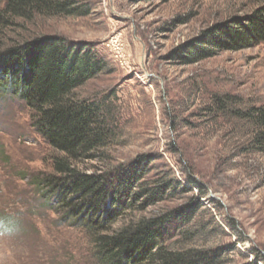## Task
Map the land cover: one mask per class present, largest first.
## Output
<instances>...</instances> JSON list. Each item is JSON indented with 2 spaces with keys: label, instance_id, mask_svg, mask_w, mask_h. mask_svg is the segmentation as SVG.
<instances>
[{
  "label": "rangeland",
  "instance_id": "374dc122",
  "mask_svg": "<svg viewBox=\"0 0 264 264\" xmlns=\"http://www.w3.org/2000/svg\"><path fill=\"white\" fill-rule=\"evenodd\" d=\"M75 1L89 14L40 17L13 37H63L93 47L107 64L76 95L102 105L111 137L78 170H126L142 159L143 181L174 177L185 188L145 210L129 208L111 229L193 206L194 220L168 247L217 254L211 264H264V155L250 151L251 126L237 117L264 104V42L185 60L194 56L186 48L210 47L203 33L215 26L259 10L264 19V0ZM31 117L19 97L0 91V264H97L87 221L71 218L40 184L61 155Z\"/></svg>",
  "mask_w": 264,
  "mask_h": 264
},
{
  "label": "trees",
  "instance_id": "16d2710c",
  "mask_svg": "<svg viewBox=\"0 0 264 264\" xmlns=\"http://www.w3.org/2000/svg\"><path fill=\"white\" fill-rule=\"evenodd\" d=\"M261 12L204 32L210 47L186 48L194 56L185 60L197 62L264 42ZM88 14L75 0H0V91L11 92L28 106L36 132L61 155L53 160L54 174L43 177L40 184L66 204L71 218L87 221L83 225L89 230L97 264H211L217 254L174 250L167 245L169 236L194 220L193 206L140 217L116 231L111 229L129 208L139 204L145 210L182 192L185 188L174 177L143 181L142 159L126 170L115 168L99 174L78 170L77 163L95 158L111 137L102 105L76 95L107 70L94 48L56 35L26 41L13 37L22 24L40 17ZM219 105L223 103L219 101ZM237 117L251 126L250 151L264 155V104L240 109Z\"/></svg>",
  "mask_w": 264,
  "mask_h": 264
}]
</instances>
